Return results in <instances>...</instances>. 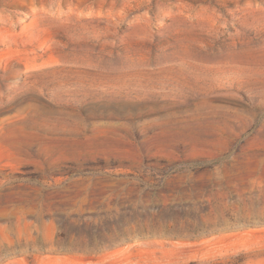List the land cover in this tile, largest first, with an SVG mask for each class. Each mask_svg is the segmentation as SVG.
<instances>
[{"label":"rangeland","instance_id":"rangeland-1","mask_svg":"<svg viewBox=\"0 0 264 264\" xmlns=\"http://www.w3.org/2000/svg\"><path fill=\"white\" fill-rule=\"evenodd\" d=\"M0 264H264V0H0Z\"/></svg>","mask_w":264,"mask_h":264},{"label":"trees","instance_id":"trees-1","mask_svg":"<svg viewBox=\"0 0 264 264\" xmlns=\"http://www.w3.org/2000/svg\"><path fill=\"white\" fill-rule=\"evenodd\" d=\"M107 232L108 233H111V230H107ZM121 233H123V232H121ZM65 236V233H62L61 234V237H64ZM103 237H106V238H102V236H100V238H101V243H106L107 241H108V239H109V236H103ZM118 238L117 239H119L120 237H122L121 235H119V236H117Z\"/></svg>","mask_w":264,"mask_h":264}]
</instances>
